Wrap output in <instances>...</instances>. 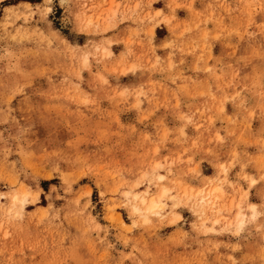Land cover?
<instances>
[{"label":"rangeland","instance_id":"374dc122","mask_svg":"<svg viewBox=\"0 0 264 264\" xmlns=\"http://www.w3.org/2000/svg\"><path fill=\"white\" fill-rule=\"evenodd\" d=\"M4 1L0 264H264V0Z\"/></svg>","mask_w":264,"mask_h":264},{"label":"bare ground","instance_id":"6f19581e","mask_svg":"<svg viewBox=\"0 0 264 264\" xmlns=\"http://www.w3.org/2000/svg\"><path fill=\"white\" fill-rule=\"evenodd\" d=\"M25 196H26V194H25ZM138 197L140 198L141 205L140 206H137V205L134 206V209L136 211H143V210L154 211L155 209H157L158 207L161 206V202L159 200H156V198H152L149 202L146 197H144V196L140 197L139 194H136L135 198H138ZM14 199L18 200V195H14Z\"/></svg>","mask_w":264,"mask_h":264},{"label":"trees","instance_id":"16d2710c","mask_svg":"<svg viewBox=\"0 0 264 264\" xmlns=\"http://www.w3.org/2000/svg\"><path fill=\"white\" fill-rule=\"evenodd\" d=\"M19 1L40 2L41 0H19ZM12 2H13V0H5L1 4H10Z\"/></svg>","mask_w":264,"mask_h":264}]
</instances>
